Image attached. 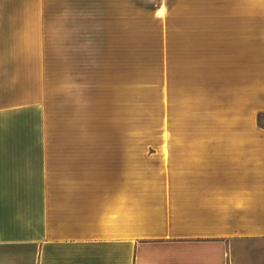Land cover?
I'll use <instances>...</instances> for the list:
<instances>
[{
    "label": "crops",
    "instance_id": "obj_1",
    "mask_svg": "<svg viewBox=\"0 0 264 264\" xmlns=\"http://www.w3.org/2000/svg\"><path fill=\"white\" fill-rule=\"evenodd\" d=\"M47 4L0 0V264H264V0L162 36L154 140L100 139L77 88L57 135Z\"/></svg>",
    "mask_w": 264,
    "mask_h": 264
},
{
    "label": "rangeland",
    "instance_id": "obj_2",
    "mask_svg": "<svg viewBox=\"0 0 264 264\" xmlns=\"http://www.w3.org/2000/svg\"><path fill=\"white\" fill-rule=\"evenodd\" d=\"M218 11L219 0H48L46 24L51 36L47 50L55 61L45 74L51 80L47 104L57 135L61 112L69 128L74 124L77 88L80 108L86 109L88 100L94 99L100 139L112 136L108 131L116 126L126 125L139 131L133 132V139L154 140L151 128L156 125L162 36L166 39L172 28L187 24L194 28L192 24L200 23L185 18ZM76 45L83 48L81 63L78 69H63L68 85H62L59 55ZM76 77L81 80L77 87ZM260 122L264 124V114Z\"/></svg>",
    "mask_w": 264,
    "mask_h": 264
}]
</instances>
